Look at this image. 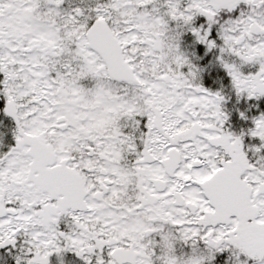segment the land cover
<instances>
[{"label":"snow or ice","instance_id":"obj_1","mask_svg":"<svg viewBox=\"0 0 264 264\" xmlns=\"http://www.w3.org/2000/svg\"><path fill=\"white\" fill-rule=\"evenodd\" d=\"M0 264H264V0H0Z\"/></svg>","mask_w":264,"mask_h":264}]
</instances>
